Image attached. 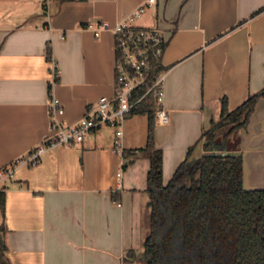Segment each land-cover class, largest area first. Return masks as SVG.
<instances>
[{
	"label": "crops",
	"instance_id": "crops-1",
	"mask_svg": "<svg viewBox=\"0 0 264 264\" xmlns=\"http://www.w3.org/2000/svg\"><path fill=\"white\" fill-rule=\"evenodd\" d=\"M145 1L0 0V169L49 134L50 56L64 122L114 96L112 29ZM137 25L158 28L167 41L170 121L154 129L167 185L190 148L196 159L205 154L203 135L219 121L224 99L233 110L263 90L264 0H157ZM148 125L147 116L127 118L126 159L114 153V131L102 128L19 168L1 189L9 264H146L150 159L137 152L147 146ZM239 137L244 185L264 190V98Z\"/></svg>",
	"mask_w": 264,
	"mask_h": 264
},
{
	"label": "trees",
	"instance_id": "trees-1",
	"mask_svg": "<svg viewBox=\"0 0 264 264\" xmlns=\"http://www.w3.org/2000/svg\"><path fill=\"white\" fill-rule=\"evenodd\" d=\"M159 72L155 62L151 80ZM137 93L141 97L145 89ZM260 98L264 88L233 110L224 99L219 121L203 135L205 154L191 161L190 148L167 185L163 153L154 147L157 102L149 94L133 110L132 115L149 121L147 146L137 152L150 159L146 264H264V190L244 189L243 157L236 155L239 134L249 126ZM127 166L124 162L123 171ZM4 211L5 192L0 190V213ZM5 234L0 223V264H9Z\"/></svg>",
	"mask_w": 264,
	"mask_h": 264
},
{
	"label": "built area",
	"instance_id": "built-area-1",
	"mask_svg": "<svg viewBox=\"0 0 264 264\" xmlns=\"http://www.w3.org/2000/svg\"><path fill=\"white\" fill-rule=\"evenodd\" d=\"M156 6L157 0H146L126 19L114 26L112 29L116 51L114 96L101 98L75 123L69 124L63 121L65 108L60 99L52 93L59 80V68L50 56L49 134L40 146L0 169V190L5 182L14 177L19 168L38 166L47 152L60 147H73L86 138L93 137L102 128H110L114 131V153L123 157L121 141L124 134L123 126L136 106L149 94L154 97L158 105L155 124L164 126L169 123V114L164 107L167 70L162 62L167 41L158 28L137 25L138 21ZM105 28L108 29L107 26ZM155 62L158 63L160 72L151 80V70ZM140 88L145 89L141 97L137 95ZM122 175L121 168L117 176L121 179Z\"/></svg>",
	"mask_w": 264,
	"mask_h": 264
},
{
	"label": "water",
	"instance_id": "water-1",
	"mask_svg": "<svg viewBox=\"0 0 264 264\" xmlns=\"http://www.w3.org/2000/svg\"><path fill=\"white\" fill-rule=\"evenodd\" d=\"M196 160H198V159H196V158L193 157V155H192V157H191V161H196ZM243 186H244V189H245L246 191L263 190V189H255V190H249V189H247V188L245 187V185H244V175H243Z\"/></svg>",
	"mask_w": 264,
	"mask_h": 264
}]
</instances>
